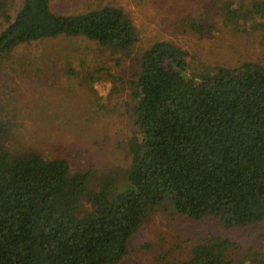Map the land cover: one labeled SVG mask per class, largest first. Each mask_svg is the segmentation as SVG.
Returning <instances> with one entry per match:
<instances>
[{
	"label": "trees",
	"instance_id": "1",
	"mask_svg": "<svg viewBox=\"0 0 264 264\" xmlns=\"http://www.w3.org/2000/svg\"><path fill=\"white\" fill-rule=\"evenodd\" d=\"M0 0V63L19 45L45 38L83 37L127 53L135 28L120 8L62 16L49 0ZM236 1V0H233ZM223 23L264 32V0L226 3ZM203 36L191 17L178 24ZM197 67V66H196ZM133 130L130 165L104 173L93 191L87 173L64 159L11 154L0 121V264H118L128 243L156 210L225 229L264 222V67H193L191 56L165 41L138 59L127 107ZM84 202L88 204L85 207ZM237 243L213 237L183 261L154 264H264L231 258Z\"/></svg>",
	"mask_w": 264,
	"mask_h": 264
},
{
	"label": "rangeland",
	"instance_id": "2",
	"mask_svg": "<svg viewBox=\"0 0 264 264\" xmlns=\"http://www.w3.org/2000/svg\"><path fill=\"white\" fill-rule=\"evenodd\" d=\"M230 1L249 6L261 0H49L51 11L62 16L120 8L137 42L127 53L83 37L45 38L15 48L0 63V121L9 129L3 145L15 156L35 153L66 160L72 173L88 174L89 191L104 173L121 174L130 165L125 149L133 130L127 116L130 82L139 57L155 42L187 51L195 68L247 62L264 67V32L223 23V8ZM20 2L10 6L11 17ZM185 17L204 25L203 36L179 27ZM6 25L0 17V32ZM213 237L238 244L231 251L234 261L251 255L264 260V222L225 229L210 219L192 221L156 210L118 264H154L160 257L183 261L193 246Z\"/></svg>",
	"mask_w": 264,
	"mask_h": 264
}]
</instances>
